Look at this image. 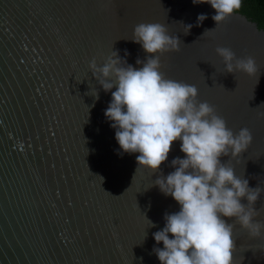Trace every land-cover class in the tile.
<instances>
[{"label": "water", "instance_id": "water-1", "mask_svg": "<svg viewBox=\"0 0 264 264\" xmlns=\"http://www.w3.org/2000/svg\"><path fill=\"white\" fill-rule=\"evenodd\" d=\"M240 11L217 25L216 10L193 0H0V264H161L153 233L180 205L154 182L184 158L181 141L158 170L140 166L139 153L120 149L104 115L111 91L90 68L113 51L142 67L137 59L153 54L131 40L141 22L182 41L160 56L167 78L195 85L234 132L252 131L228 162L264 188V26ZM218 46L253 56L259 71L224 72ZM254 207L264 221V192ZM224 219L234 225V264H264V235Z\"/></svg>", "mask_w": 264, "mask_h": 264}, {"label": "clouds", "instance_id": "clouds-1", "mask_svg": "<svg viewBox=\"0 0 264 264\" xmlns=\"http://www.w3.org/2000/svg\"><path fill=\"white\" fill-rule=\"evenodd\" d=\"M193 2L209 3L216 10L212 18L217 25L242 6V0ZM206 18L200 14L198 23ZM191 27L186 26L187 32ZM131 40L153 54L144 61L137 59L136 64L142 67L127 64L113 51L101 66L93 59L90 68L103 90L111 91L104 115L116 130L120 149L139 153L136 160L140 166L158 170L167 161L173 143L181 141L184 158H174L171 165L175 170L154 182L180 209L165 213L164 227L153 233L163 247L154 246L153 251L161 264H234V225L225 217L234 218L252 237L264 235V221L254 219L260 215L254 205L264 188L250 187L248 179L238 176L228 162L247 151L252 131L243 127L234 132L214 105L198 100L195 85L167 78L161 71L160 56L180 51L182 42L169 34L166 25L141 22L134 26ZM215 51L223 59L224 72L255 75L259 71L251 55L237 57L224 46ZM95 95L98 98L97 92ZM258 116L264 118V112ZM222 157L229 159L222 162ZM245 199L247 203L242 202ZM149 226L155 225L149 221Z\"/></svg>", "mask_w": 264, "mask_h": 264}, {"label": "trees", "instance_id": "trees-1", "mask_svg": "<svg viewBox=\"0 0 264 264\" xmlns=\"http://www.w3.org/2000/svg\"><path fill=\"white\" fill-rule=\"evenodd\" d=\"M239 13L256 22L258 28L264 26V0H242Z\"/></svg>", "mask_w": 264, "mask_h": 264}]
</instances>
